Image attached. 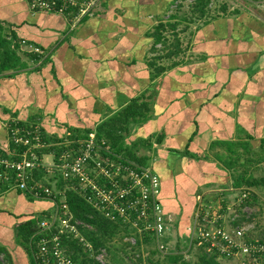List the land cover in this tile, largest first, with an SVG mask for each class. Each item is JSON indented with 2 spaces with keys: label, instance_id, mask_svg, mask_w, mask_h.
Masks as SVG:
<instances>
[{
  "label": "crops",
  "instance_id": "0c3cea01",
  "mask_svg": "<svg viewBox=\"0 0 264 264\" xmlns=\"http://www.w3.org/2000/svg\"><path fill=\"white\" fill-rule=\"evenodd\" d=\"M178 2L102 0L73 27L72 16L0 0V31L21 42L26 65L0 76V151L10 147V120L37 122L54 140L94 130L135 100L147 102L146 118L125 142L159 175L160 201L182 233L201 204L219 210L224 195L238 196L244 185L234 187L237 173L261 183L251 209L264 219V18L250 10L221 11L204 23L199 17L190 40L178 34L169 44L178 53L156 76L152 34L161 22H178ZM48 207L0 187V264H31L14 226Z\"/></svg>",
  "mask_w": 264,
  "mask_h": 264
},
{
  "label": "built area",
  "instance_id": "2783aa9c",
  "mask_svg": "<svg viewBox=\"0 0 264 264\" xmlns=\"http://www.w3.org/2000/svg\"><path fill=\"white\" fill-rule=\"evenodd\" d=\"M33 12H49L72 16V26H77L84 17H92L102 0H27ZM193 1V0H189ZM25 42H23L24 44ZM33 52L41 51L30 46ZM9 130L10 147L0 151V181L31 194H45L54 199L55 209L50 217H45L39 225L40 232L50 229L59 234H69L80 238V226L85 223L74 219L66 203V191H74L106 218L120 222L129 229L124 240L131 246L145 238H151L157 249L169 253L168 232L173 228V219L166 215L159 198L161 184L158 174L150 166H142L135 161L114 155L106 140L98 138L94 132L87 137L70 138V133L57 141L46 143L40 125L29 128L19 127L15 120L6 123ZM62 147L58 157L54 155L48 163L46 154L40 150L47 147ZM43 170L50 177L61 178L63 189L56 192L43 180H35L34 171ZM246 194L243 196L245 197ZM58 199V200H57ZM200 205L197 217L204 216L211 229H202L193 235L209 250L222 257H232L237 264H264V243L247 239L248 228L220 229L214 224L222 218L217 210L208 211ZM58 237L52 251L42 247L35 253L34 260L42 264H73L64 249L59 247ZM92 251L90 244H85ZM50 257L55 261L51 262ZM100 261V254L97 257Z\"/></svg>",
  "mask_w": 264,
  "mask_h": 264
},
{
  "label": "trees",
  "instance_id": "16d2710c",
  "mask_svg": "<svg viewBox=\"0 0 264 264\" xmlns=\"http://www.w3.org/2000/svg\"><path fill=\"white\" fill-rule=\"evenodd\" d=\"M195 1L193 11L200 13V15H204L205 9L210 4L211 0H193ZM257 1V0H252ZM225 5V4H224ZM243 10H233L235 12L237 11H244ZM226 7L224 6L222 12L226 13ZM87 17H84L85 19ZM177 24H171L170 22H161L159 23L155 28L152 36L154 37V46L152 48L153 53H155V48L157 44L165 43L167 44V40L164 37V32L168 28H172L173 30V38L175 42L178 40V34L174 33V30L176 29ZM20 43L17 37L15 35H6L5 33L0 31V76L4 75L5 73L9 71H14L17 69H22L26 65L22 61L21 57L18 55V50L20 49ZM170 49V48H169ZM35 54H38V52H34ZM178 53V47L174 46L173 49L168 50L165 57L170 58L173 55H176ZM152 66V69L154 70V74L156 76L160 75L162 72L165 71L166 67L161 66L160 61L154 56L152 58V62L150 63ZM149 110V104L147 102H140L139 100H135L132 103H130L128 106H126L124 109L117 112L114 116L108 118L107 120L100 123V125L94 129V130H85L83 132H74L69 131L70 138H81V137H87L88 134L94 132L98 138H103L106 140V143L108 147L110 148V151L123 159H129L132 161H135L137 164L142 166H150L149 160L146 159V157H139L137 156L133 151L132 147L126 144V138L129 137V133L131 132V129L136 126L137 124L141 123L145 118L146 114ZM17 122V125L21 128L26 127L29 128V126L32 125H40L37 122H34L31 124L23 123L19 120H15ZM40 129L42 131V137L43 140L46 143L49 142H57L61 139H63L64 136L61 138H56L52 140L49 136H47L45 130L40 125ZM134 145H136L134 143ZM62 150V147L59 146H51L47 147L44 150H40V154H51L54 155V158L56 159ZM231 164V161L229 163L227 162V166ZM238 164V160L232 161V165L229 166L230 168L235 167ZM153 169V168H152ZM154 170V169H153ZM246 172L243 173H237L235 176L234 181V187H241L244 185L242 189H240L238 196L233 197L231 199L232 194L228 193L227 195H224L226 198L227 203L223 204L222 209L217 210L218 214L222 216V218L218 219L215 222V226L217 228H222L226 230L230 229H239V228H248L247 232V239H250L252 242H262L264 243V237H259L258 235H255L256 230V224H253L251 222L252 213H255L252 207V201L255 194L252 192L253 188H256L259 184V180L251 177H247ZM34 179L35 180H43L47 186H49L54 192L63 189L64 183L61 178H54L50 177L46 171L43 170H35L34 171ZM159 176V175H158ZM160 178V177H159ZM161 181V180H160ZM161 184V182H160ZM247 186V187H246ZM0 187L5 190L10 189H16L20 192H23L27 197H29L31 200H38V201H45L50 203V207L45 209L40 213V215L33 216L29 220H26L24 222H20L14 226V233L16 237V242L24 247L26 249L31 264H42L41 261L34 260L35 253H38L42 247H48L50 251H52V248L56 245V242L53 241V238L55 236L58 237L59 247L67 251L66 256L69 258L73 264H102L97 259L100 253L106 252L109 246L108 243H112L114 240H116L118 237L121 239V242L124 241V244L128 246L130 249L129 251L131 253L134 252V254H138L139 260L141 258H144V249L146 248L150 254L154 253H160L166 255L167 259L172 260L173 262H176L179 258L182 257V255L177 254L178 252H175V254H172V250H170L169 253H162L160 252L156 244L153 242L151 238H145L144 240L138 239L137 245L131 246L129 242H126L124 240L125 236L129 233V229L122 225L120 222L112 221L108 218H106L102 213L95 210L91 205H89L85 199L79 195L78 193L74 191L67 190L66 191V203L68 206V209L72 213L74 219H78L82 221L84 226H80L79 230L81 233L80 238H75L72 235L69 234H59L56 230L53 228L44 232H40L39 225L45 217H50V215L53 213L55 209V203L54 199L50 196L43 195L42 193L38 194H31L30 192L20 190L16 186H9L5 182L0 181ZM244 194L245 197L243 196ZM58 200V199H57ZM213 202V201H212ZM211 202V203H212ZM237 202V203H236ZM204 205L208 211H213L214 208L211 205ZM163 206V204H162ZM164 208V206H163ZM165 214L166 211L164 210ZM194 218V223L189 228L191 231L186 233L185 238H191L188 250L191 251L193 248L194 250H197L198 248H201V255L199 256V264H219L220 259L229 260L234 262V264H237L236 260L232 257H222L219 256L216 252H213L214 255L207 256V251H209V245L203 244L199 239L196 237V235H193V228L195 227V232L202 229H211V224L206 222L203 217H197ZM229 212V215L231 216V219L227 220L225 219V214ZM42 214V215H41ZM246 222H248L246 224ZM175 223V222H174ZM178 227V226H177ZM179 229V228H178ZM182 231V227L179 230V232ZM198 232V233H199ZM172 233H175L172 231V229L168 232L167 235V241H170V237ZM179 238V236H178ZM85 244H90L92 246V251H90ZM207 249V251H206ZM126 250V248H125ZM178 251V250H177ZM188 251V252H189ZM127 252V250H126ZM212 252V251H211ZM141 253V254H140ZM174 253V251H173ZM50 261H55L54 258L50 257ZM0 263H2L0 261ZM189 264V263H184Z\"/></svg>",
  "mask_w": 264,
  "mask_h": 264
},
{
  "label": "rangeland",
  "instance_id": "374dc122",
  "mask_svg": "<svg viewBox=\"0 0 264 264\" xmlns=\"http://www.w3.org/2000/svg\"><path fill=\"white\" fill-rule=\"evenodd\" d=\"M181 2L176 3L177 6L181 7V15L178 17V22L171 23L177 24L174 33L180 34V38L184 41L190 40L193 35V27L192 25H196L201 21L209 22L210 20L214 19L216 16H219V13L223 10L224 6L226 10L229 12H235L238 10H250L253 14H256L258 17L262 16L264 18V0H211L208 7L205 9L204 15H200V13L193 11V7L195 1L189 0H180ZM225 4V5H224ZM235 10V11H233ZM200 17V21H198ZM210 19V20H209ZM194 25V27H195ZM164 37L167 40V44L164 42L159 44L160 46H156L155 48V56L156 58L164 64H171L173 62L172 58L165 57L169 49V44H173V30L172 28L166 29L164 32ZM257 213H252V220L253 224L256 223V230L254 231L255 235L259 237H264V219L261 220L256 219ZM173 219V218H172ZM204 220H208L206 214L203 217ZM174 221V220H173ZM248 222H246L247 224ZM192 225V224H191ZM180 227H177L175 223H173L172 233L169 241L170 250H172V254L178 252L177 254L182 255L176 262L172 260H168L166 255L160 253H152L149 252L146 248L144 249V258L139 260L138 254L131 253L127 245L124 244V241L121 242V239L118 237L112 243H108L107 245L109 248L106 252L100 253V263L102 264H199V256L201 255V248L194 250L193 248L191 251L188 250V245L190 243V237L187 239L184 235L185 233L178 231ZM192 228V227H191ZM183 230V229H182ZM232 230V229H231ZM191 231L190 229L188 230ZM179 236V238H178ZM127 252H126V250ZM178 250V251H177ZM174 251V253H173ZM189 251V252H188ZM207 251V249H206ZM141 254V253H140ZM218 254V253H217ZM207 256L214 255L213 252L210 250L207 251ZM219 255V254H218ZM219 264H234V262L229 260L220 259Z\"/></svg>",
  "mask_w": 264,
  "mask_h": 264
}]
</instances>
